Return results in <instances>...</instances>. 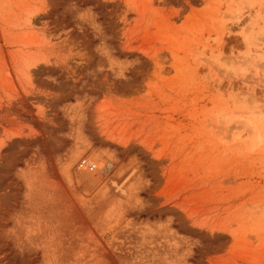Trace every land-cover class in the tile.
I'll use <instances>...</instances> for the list:
<instances>
[{
    "label": "rangeland",
    "instance_id": "1",
    "mask_svg": "<svg viewBox=\"0 0 264 264\" xmlns=\"http://www.w3.org/2000/svg\"><path fill=\"white\" fill-rule=\"evenodd\" d=\"M0 264H264V0H0Z\"/></svg>",
    "mask_w": 264,
    "mask_h": 264
},
{
    "label": "built area",
    "instance_id": "2",
    "mask_svg": "<svg viewBox=\"0 0 264 264\" xmlns=\"http://www.w3.org/2000/svg\"><path fill=\"white\" fill-rule=\"evenodd\" d=\"M80 166L89 170H93L96 167V164L90 161L82 160Z\"/></svg>",
    "mask_w": 264,
    "mask_h": 264
},
{
    "label": "bare ground",
    "instance_id": "3",
    "mask_svg": "<svg viewBox=\"0 0 264 264\" xmlns=\"http://www.w3.org/2000/svg\"><path fill=\"white\" fill-rule=\"evenodd\" d=\"M82 160H86V161H88V160H87V159H85V158L81 159V161H82ZM81 161H80V163H81ZM80 163H79V164H80ZM80 167H81V166H80Z\"/></svg>",
    "mask_w": 264,
    "mask_h": 264
}]
</instances>
